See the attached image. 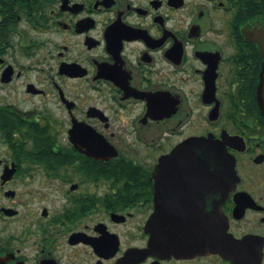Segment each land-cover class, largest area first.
<instances>
[{"label":"flooded vegetation","instance_id":"obj_1","mask_svg":"<svg viewBox=\"0 0 264 264\" xmlns=\"http://www.w3.org/2000/svg\"><path fill=\"white\" fill-rule=\"evenodd\" d=\"M263 71L264 0H0V264H264Z\"/></svg>","mask_w":264,"mask_h":264},{"label":"water","instance_id":"obj_2","mask_svg":"<svg viewBox=\"0 0 264 264\" xmlns=\"http://www.w3.org/2000/svg\"><path fill=\"white\" fill-rule=\"evenodd\" d=\"M261 79L262 83L257 91V99L264 116V71ZM192 146L195 152L198 151L199 163L202 162L201 159H208L210 165L215 167V173L221 177V180L233 181L236 179L233 159L222 147L217 145L213 146L206 141L194 142ZM184 147L185 146L180 147L174 154L177 157H180V155L183 156L185 153L181 150L184 149ZM193 158L197 159L196 157ZM159 166L160 164L158 167Z\"/></svg>","mask_w":264,"mask_h":264}]
</instances>
